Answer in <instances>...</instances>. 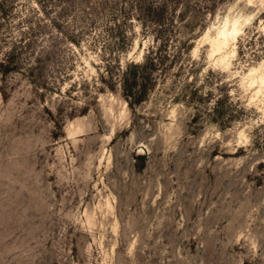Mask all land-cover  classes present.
<instances>
[{
	"label": "rangeland",
	"instance_id": "1",
	"mask_svg": "<svg viewBox=\"0 0 264 264\" xmlns=\"http://www.w3.org/2000/svg\"><path fill=\"white\" fill-rule=\"evenodd\" d=\"M260 65L264 0H0V264H264Z\"/></svg>",
	"mask_w": 264,
	"mask_h": 264
},
{
	"label": "bare ground",
	"instance_id": "2",
	"mask_svg": "<svg viewBox=\"0 0 264 264\" xmlns=\"http://www.w3.org/2000/svg\"><path fill=\"white\" fill-rule=\"evenodd\" d=\"M244 23L240 18L227 19L217 27L215 34L210 37L213 51L220 54L222 60L226 58L229 47L232 53L237 51L238 35L242 32ZM207 35H209V30L206 33ZM245 74L252 77L251 84L257 85V91H264V70L261 65L249 68Z\"/></svg>",
	"mask_w": 264,
	"mask_h": 264
},
{
	"label": "trees",
	"instance_id": "3",
	"mask_svg": "<svg viewBox=\"0 0 264 264\" xmlns=\"http://www.w3.org/2000/svg\"><path fill=\"white\" fill-rule=\"evenodd\" d=\"M136 86H138V83L136 81H132L131 83H127V85H125V96L127 98H130L132 96H136L137 94V97H136V100L139 102V101H142L145 99V93L147 92V87L145 85H141L140 86V89H139V93H135V88ZM111 88H113L112 86H110Z\"/></svg>",
	"mask_w": 264,
	"mask_h": 264
}]
</instances>
